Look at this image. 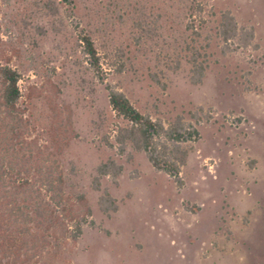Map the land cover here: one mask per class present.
<instances>
[{
    "label": "rangeland",
    "instance_id": "obj_1",
    "mask_svg": "<svg viewBox=\"0 0 264 264\" xmlns=\"http://www.w3.org/2000/svg\"><path fill=\"white\" fill-rule=\"evenodd\" d=\"M225 9L253 27L257 46L229 39L223 51L216 30ZM188 22L200 31L196 43L207 42L199 83L189 78ZM0 61L21 73V99L42 140L56 109L73 130L60 155L66 191L86 194L93 220L73 264H264V0H0ZM106 84L153 119L168 125L180 116L197 128L182 142V185L143 150L127 146L128 159L107 143L126 121ZM107 157L123 169L101 176L98 190L92 177ZM104 187L118 204L109 214L97 204Z\"/></svg>",
    "mask_w": 264,
    "mask_h": 264
},
{
    "label": "trees",
    "instance_id": "obj_2",
    "mask_svg": "<svg viewBox=\"0 0 264 264\" xmlns=\"http://www.w3.org/2000/svg\"><path fill=\"white\" fill-rule=\"evenodd\" d=\"M186 27L191 29L185 40L191 63L189 78L199 83L206 67L207 42L196 43L200 31L192 22ZM216 32L225 41L223 51L230 49L229 39H235L237 45L257 46L253 27L239 25L229 9L220 12ZM79 37L82 52L103 79L99 74V54L90 34L81 32ZM20 77L16 68L0 61V264H73L70 255L83 225L93 224V220L86 194L66 191L60 155L71 129L63 124L56 109L52 112L49 138H40L21 99ZM46 83L59 91L54 82L48 79ZM105 86L111 108L126 121L117 126L114 142L106 140L107 143L115 146L118 153L125 152L128 159L132 152L126 151L127 146L143 150L154 168L166 172L176 185H182L180 170L187 153L182 142L194 139L197 128L183 123L180 116L166 125L137 109L123 91L111 84ZM122 169L123 164L115 158L100 160L92 177L93 188L100 189L101 176L108 174L115 179ZM97 204L106 214L118 207L106 187L99 193Z\"/></svg>",
    "mask_w": 264,
    "mask_h": 264
}]
</instances>
